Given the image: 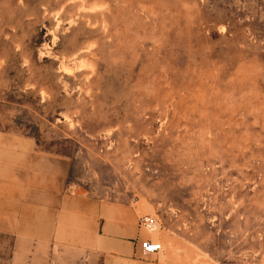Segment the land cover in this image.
Listing matches in <instances>:
<instances>
[{
	"label": "rangeland",
	"instance_id": "obj_1",
	"mask_svg": "<svg viewBox=\"0 0 264 264\" xmlns=\"http://www.w3.org/2000/svg\"><path fill=\"white\" fill-rule=\"evenodd\" d=\"M263 248L264 0H0V264Z\"/></svg>",
	"mask_w": 264,
	"mask_h": 264
},
{
	"label": "built area",
	"instance_id": "obj_2",
	"mask_svg": "<svg viewBox=\"0 0 264 264\" xmlns=\"http://www.w3.org/2000/svg\"><path fill=\"white\" fill-rule=\"evenodd\" d=\"M158 223L156 219L150 216H143L139 220V228L146 233H153L157 229ZM138 248L142 256L151 257L162 253V245L159 242H154L151 239H145L138 242Z\"/></svg>",
	"mask_w": 264,
	"mask_h": 264
},
{
	"label": "crops",
	"instance_id": "obj_3",
	"mask_svg": "<svg viewBox=\"0 0 264 264\" xmlns=\"http://www.w3.org/2000/svg\"><path fill=\"white\" fill-rule=\"evenodd\" d=\"M111 248H114L115 246L113 245V243L110 245ZM117 250V256L118 257H121L122 260H129L132 258V251H133V257H134V250L133 249H129V247L127 248H122V249H116ZM119 251V252H118ZM104 264H128V263H125V262H117V261H107L105 262ZM251 264H264V248H263V252H262V255H261V258L259 259L258 262H255V263H251Z\"/></svg>",
	"mask_w": 264,
	"mask_h": 264
},
{
	"label": "bare ground",
	"instance_id": "obj_4",
	"mask_svg": "<svg viewBox=\"0 0 264 264\" xmlns=\"http://www.w3.org/2000/svg\"><path fill=\"white\" fill-rule=\"evenodd\" d=\"M85 5H86V4H85ZM90 7H91V6H90ZM92 7L97 9V7H95V6H92ZM62 8H63V7H62ZM62 8H61V9H62ZM90 9H92V8H90ZM88 10H89V9H88ZM93 10H94V9H93ZM85 11H86V10H85ZM67 58H68V57H67ZM70 59H71V58H70ZM84 61H85V60H84ZM83 63H84V62H83ZM85 64H86V63H85ZM84 67H85V66H84ZM78 68H79V67H78ZM66 70H68V69H66ZM156 231H157V229H155V232H156ZM155 235H156V233H155ZM155 235H154V236H155ZM150 239H151V238H150Z\"/></svg>",
	"mask_w": 264,
	"mask_h": 264
}]
</instances>
